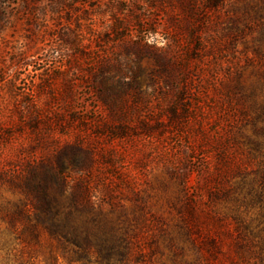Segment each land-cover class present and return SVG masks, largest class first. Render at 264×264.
Listing matches in <instances>:
<instances>
[{"label": "rangeland", "instance_id": "obj_1", "mask_svg": "<svg viewBox=\"0 0 264 264\" xmlns=\"http://www.w3.org/2000/svg\"><path fill=\"white\" fill-rule=\"evenodd\" d=\"M182 1L0 0V172L11 176L16 166L22 169L25 162L51 152L49 135L59 143L70 141L71 127L62 133V126L78 114L123 123V139L102 136L95 142L102 152L93 172L114 190L113 199L104 196L102 211L112 210L137 228L143 254L136 264H224L220 255L210 257L197 244L212 231L229 230L234 236L236 215L251 221L264 244L259 201L249 202L248 196L235 209L228 201H210L206 187L216 168L214 144L220 140L234 154L232 164L254 177V190L261 187L255 171L264 155V134L254 136L252 112H240L251 101L241 100L240 94L222 97L221 87L240 73L241 86L249 93L256 79L250 58L262 37L256 23L264 0H227L201 14L198 31L210 48L192 52V59L181 63L196 46L183 28L179 44L168 36L184 22ZM194 2L200 6L205 0ZM136 19L154 24L146 47L139 42L143 31ZM212 44L218 47L211 49ZM101 66L118 91L125 85L117 81L124 77L136 75L140 82L125 89L120 111L97 102L94 73ZM65 88L70 90L66 96ZM180 93L195 110L173 123L169 109L178 104ZM257 98L262 101L264 95ZM239 180L234 175L228 182ZM16 199L8 183L1 182L0 264H17L19 255L25 264H48L45 238L41 248L22 247L15 239L8 216ZM184 203L202 212L187 232L181 227ZM139 209L143 217L135 223ZM203 213L209 214V222Z\"/></svg>", "mask_w": 264, "mask_h": 264}, {"label": "trees", "instance_id": "obj_2", "mask_svg": "<svg viewBox=\"0 0 264 264\" xmlns=\"http://www.w3.org/2000/svg\"><path fill=\"white\" fill-rule=\"evenodd\" d=\"M225 1L227 0H205L203 5L198 6L194 0H184L179 4L185 14L184 22L181 26L176 25L168 36L175 44H179L180 31L183 28L188 38L195 39L196 43L189 54H185L186 58L180 59L181 63L192 59V52H204L210 48L198 31L201 20L198 17L207 10L219 9ZM258 11L256 28L262 31V37L259 38V44L253 49V57L250 58L256 68V79L250 83L249 93H245L244 87L241 86L240 73L234 74L229 83L221 87L222 97L240 94L241 100L251 101V106L248 109L243 108L240 112L243 116L248 115V110L252 112L250 123L254 136L264 134V126H256L258 121H264V98L262 101L257 98L261 94L264 95V13H260L263 11L262 7L258 8ZM134 23L143 31L139 42L146 47L147 40L155 33L152 28L154 24L144 22L143 19H136ZM214 47L218 46L212 44L211 49ZM105 67L101 66L97 74L94 73L97 102L101 108L120 111L126 94L125 89L130 88L132 83L139 86L140 82L137 81L136 75L132 80L120 78L124 81L118 80L117 83L121 81V85L126 87L118 91L108 83L111 78L104 76ZM211 77L213 79L214 75ZM200 89L205 92L206 86L201 84ZM69 92L68 88L64 89L65 96ZM183 96L185 94L180 93L178 104L175 103L169 109L173 123L187 118L189 111L195 110L189 105L192 100ZM62 127V133H66V129L71 127L73 137L70 141L59 143L58 138L49 135L47 139L53 144L51 152L35 161L25 162L22 169L16 166L11 176L0 172V183H8L17 196V199L12 201L11 213L8 216L15 239L23 243L22 247L36 245L41 248L42 238H45L48 264H136L143 254L136 236L137 228H131V220L129 223L122 220L120 215H113L112 210L102 211L104 196L113 199L111 196L114 195V190L93 172L102 152L95 142L102 136L109 140L123 139V123L78 114ZM248 142L255 143V148L259 146L257 141L248 139ZM214 149L216 168L206 183L210 201H228L238 209V205L245 203L249 196V202L256 199L261 203L259 208L264 216V155L262 160L257 162L255 171V176L260 177L262 181L261 187L254 190V177L249 179L245 168L232 164L234 154L227 151L222 140L214 144ZM234 175H238L240 180L235 183L228 182ZM139 210V215L134 218L135 223H139V219L143 217L142 210ZM184 210L181 227L187 232L194 229L202 212L194 210L190 203H184ZM203 216L206 222H209V214L203 213ZM232 219L235 222L234 236H230L229 230L218 234L208 232L197 244V248H205L208 256L215 259L220 255L224 264H264L263 238L254 233L251 221L246 222L238 215ZM221 220L219 219L220 222ZM168 241V246L171 247V237ZM15 262L25 264L22 255H19Z\"/></svg>", "mask_w": 264, "mask_h": 264}]
</instances>
